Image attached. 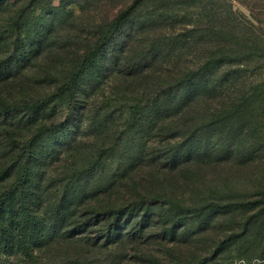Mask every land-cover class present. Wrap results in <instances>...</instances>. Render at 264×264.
Listing matches in <instances>:
<instances>
[{"label": "rangeland", "instance_id": "1", "mask_svg": "<svg viewBox=\"0 0 264 264\" xmlns=\"http://www.w3.org/2000/svg\"><path fill=\"white\" fill-rule=\"evenodd\" d=\"M67 1L70 19L55 20V14L67 7ZM132 1L4 0L0 8V109L54 94L79 58L76 53L92 46L100 28L110 24L119 10ZM148 5L155 3L150 1ZM141 13L147 14L145 10ZM161 14L163 19L153 30L154 35L168 33L178 38L191 27L206 29L204 34L195 35L191 45L178 51L177 65H193L218 52L229 53L230 49L243 52L244 57H237L242 59L231 66L240 76L223 86L224 90L218 89L213 97L199 101L194 110L146 134L142 150L128 149L124 137L125 142L110 163L111 169L119 170L118 176L124 178L123 194L117 190L114 197L120 201L119 196L133 201L143 198L158 212L142 240L125 243L116 252H100L92 262L177 264L210 258V264H264V0H173ZM213 30H223L225 35L214 42L210 37ZM26 35L31 39L41 36L45 40L43 49L18 72L3 71L1 66L7 67L15 59L17 38ZM166 66H159L158 74L165 73ZM122 76L108 72L89 99L90 109L103 110L105 116H110V133L126 130L127 106L135 97ZM150 80L157 81L153 74ZM67 111L64 99L57 104L56 117L51 121L63 120ZM102 121L101 117L87 121L69 151L67 147L61 149L58 157L49 161L42 185L43 208L63 196L67 177L76 168L95 158L105 144L112 145ZM3 122L0 121V172L11 165L14 154ZM11 129L17 138L28 140L32 136L23 124ZM191 134L207 139L203 142L206 153L173 167L164 150L182 146ZM122 157L126 162L133 160L124 175V170L118 169ZM101 187L100 176L88 186L93 206L98 203ZM171 202L191 209L185 221L176 220ZM201 208H208L204 215L197 211ZM173 225L176 236H163ZM227 240L224 251L215 254ZM67 254V244H58L40 253L36 262L22 255L3 257L0 262L69 264Z\"/></svg>", "mask_w": 264, "mask_h": 264}, {"label": "trees", "instance_id": "2", "mask_svg": "<svg viewBox=\"0 0 264 264\" xmlns=\"http://www.w3.org/2000/svg\"><path fill=\"white\" fill-rule=\"evenodd\" d=\"M3 1L0 0V8ZM150 1L155 6H147ZM172 1L133 0L119 10L110 24L100 28L92 46L76 53L79 58L71 70H67L63 84L54 94L0 109V121L7 127L4 132L7 143L14 151L11 165L0 172V260L22 255L36 262L45 250L67 244L69 264H93L96 254L116 252L125 243L138 242L146 235L150 221L158 212L153 204L143 198L133 201L119 196L121 202L114 197L117 190L123 194L124 178L118 176L119 170L111 169L110 163L125 142L124 137H127L128 149L142 150L146 134L151 135L160 124L194 110L199 101L213 97L218 89L224 90L223 86L237 79L240 73L232 71L231 66L242 59L237 57H244L243 52L229 49L228 53L222 48L224 51L199 63L177 65L175 59L181 53L178 51L191 45L195 35L204 34L206 29L191 27L185 36L178 38L168 33L154 35L153 30L163 19L161 13L167 11ZM69 3L67 1L61 13L55 14V20L70 19ZM157 3L161 6H156ZM144 10L145 16L141 13ZM224 35L223 30H213L210 37L217 42ZM16 43L15 59L7 67L1 66L3 71L21 70L25 62L41 52L45 40L42 41L41 36L34 35L31 39L26 35L18 37ZM165 63L163 72H166L158 74L157 68ZM108 72L124 75L122 79L128 82L135 96L127 106L128 125L122 133L108 132L110 116H105L103 110L89 108V99ZM151 74L156 82L150 80ZM64 99L68 111L63 120L51 121L56 117L57 104ZM98 117L103 120L105 136L111 139L112 145L105 144L95 158L76 168L75 173L67 177L63 196L52 206L43 208L42 185L49 161L56 159L61 149L67 147L68 152L87 121ZM20 124L32 133L28 140L17 138L11 129ZM193 134L182 146L164 150L173 167L203 153V142L207 139ZM120 161L118 169L124 170L122 175L127 174L133 160L126 162L122 157ZM97 176L101 177L102 187L98 203L93 206L88 186ZM170 204L178 217L176 220L185 221L191 209L176 202ZM207 209L197 211L204 215ZM174 225L165 230L163 236L175 237L178 232ZM228 244V240L222 242L215 254L224 251ZM212 261L202 258L177 264H210Z\"/></svg>", "mask_w": 264, "mask_h": 264}]
</instances>
